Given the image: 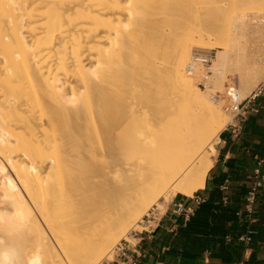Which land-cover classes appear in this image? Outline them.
<instances>
[{"label": "bare ground", "instance_id": "6f19581e", "mask_svg": "<svg viewBox=\"0 0 264 264\" xmlns=\"http://www.w3.org/2000/svg\"><path fill=\"white\" fill-rule=\"evenodd\" d=\"M263 15L264 0H0V264H99L159 198L205 187L232 117L195 55L249 88L261 61L210 45L217 16L241 33Z\"/></svg>", "mask_w": 264, "mask_h": 264}, {"label": "crops", "instance_id": "0c3cea01", "mask_svg": "<svg viewBox=\"0 0 264 264\" xmlns=\"http://www.w3.org/2000/svg\"><path fill=\"white\" fill-rule=\"evenodd\" d=\"M258 166L264 176V87L246 97L243 116L233 117L221 131L205 187L193 195L170 191L161 225L151 238L130 248L137 264H203L207 255L209 264H264V179L255 210L243 211ZM196 196L206 200L186 220L177 205L196 207ZM113 257L102 264H133L126 256Z\"/></svg>", "mask_w": 264, "mask_h": 264}, {"label": "rangeland", "instance_id": "374dc122", "mask_svg": "<svg viewBox=\"0 0 264 264\" xmlns=\"http://www.w3.org/2000/svg\"><path fill=\"white\" fill-rule=\"evenodd\" d=\"M201 9V10H200ZM203 7L199 8V12H203ZM217 16L216 17V21L218 22H223L222 27L221 28V41L220 38L218 37V35H215L214 38L211 41V52L212 54L215 56L218 53H220L221 51H223V45L227 44V48H230V50L232 51V53L234 54V51L238 50V53H242L243 55H246L247 59H258L259 61H261V65L259 67V71L258 74L256 76L255 81L252 83L251 86H249V88H245L244 82H243V77L244 75H241V77L234 72L232 73L231 71L226 73L227 76V80H225L224 82L221 81H216V79L211 78V76H216V73H213V65H214V59L210 57V61L207 63H202L200 62V68L201 70V74L202 76H197L195 81L197 82V84L202 88V89H206V91L211 95H217L218 99L216 100L217 102H221L222 107L225 108L226 104L230 101V97L228 95V91H229V87L231 86H236V90L237 92H235L233 95V99L236 100H242L246 97H249L251 95L254 94V92L257 90L258 86L264 82V31L262 30H257V31H252L250 29H244L241 33L237 31V17H234L230 20H224L223 16L220 17ZM264 17V15H263ZM234 19V20H233ZM264 20V19H263ZM226 23V24H225ZM228 25V26H227ZM243 36V39H241V43L239 44V40L237 41L236 38L237 36ZM224 44H220L219 42H222ZM239 44V45H238ZM242 44V45H241ZM241 45V46H240ZM223 46V47H222ZM222 49H221V48ZM226 48V47H224ZM252 55V56H251ZM202 66V67H201ZM231 72V73H230ZM206 77H209L208 79ZM214 81L215 83H219L218 85H215V83H213L212 81ZM241 79V80H240ZM212 82V83H211ZM221 82V83H220ZM222 85V86H221ZM217 86V87H216ZM214 97V96H213ZM246 101V99L244 100ZM228 108V107H227ZM227 113L230 115L231 120L233 119V112L231 110H226ZM229 111V112H228ZM230 120V121H231ZM229 121V122H230ZM228 122V123H229ZM173 196H171V192H169V196L164 200L163 198H159L158 201L156 203L161 204L164 208L168 205L169 201L171 200ZM152 206V205H151ZM142 219V218H141ZM141 219L138 221L139 223H137V226H134L133 228H142L141 226ZM131 227V229H129L128 233L125 235L126 237L124 238H130L132 242H135L136 240L130 236L129 232L133 229ZM123 239V238H122ZM118 244V243H117ZM117 247V245H116ZM114 247L111 251H110V255L107 258H104L102 260V262H100L99 264H102L103 262H105L106 260H111L112 256L117 254V248ZM113 257V258H114Z\"/></svg>", "mask_w": 264, "mask_h": 264}, {"label": "built area", "instance_id": "2783aa9c", "mask_svg": "<svg viewBox=\"0 0 264 264\" xmlns=\"http://www.w3.org/2000/svg\"><path fill=\"white\" fill-rule=\"evenodd\" d=\"M195 60L200 61L202 63H207L210 61V57L203 56L202 53H197L195 55ZM264 87V83H261L258 86V91ZM236 86L229 87L228 95L230 97V101L226 104L225 107H228L229 110L233 112V117L235 116H243V107H244V99L242 100H236L233 99L234 93L237 92ZM256 91V93L258 92ZM255 93V94H256ZM253 94V95H255ZM214 98L217 100L218 96L213 95ZM256 174L257 177L253 181L252 185L247 190L245 196H244V207L243 211L248 212L249 214L252 213L255 210V204L257 201V192L259 187L262 185L264 176L261 172L260 166L256 168ZM203 199L201 196L195 197V204L200 203V201ZM177 211L180 214H183L185 219H188L191 214L194 213L195 205L189 204L184 205L182 203H179L177 205ZM168 211V205L164 208L159 203H154L152 206L147 210V212L143 215L141 219V226L142 228H133L129 233L130 236H132L136 241L132 242L130 238H123L121 239L117 244V254L126 256L130 262L133 264H137L138 260L134 254H131L130 248L135 247L137 248L138 245L145 239L151 238L157 228L161 225L164 217L166 216V213ZM242 210H239L238 213L240 214ZM246 239H249L250 237H245ZM203 264H209V257L208 255L205 257Z\"/></svg>", "mask_w": 264, "mask_h": 264}, {"label": "trees", "instance_id": "16d2710c", "mask_svg": "<svg viewBox=\"0 0 264 264\" xmlns=\"http://www.w3.org/2000/svg\"><path fill=\"white\" fill-rule=\"evenodd\" d=\"M206 199L205 198H203L201 201H200V203H198V205L195 207V209H194V213L193 214H191L190 215V217L188 218V219H186V220H190L195 214H196V211H197V209L201 206V203H203L204 201H205ZM207 208H208V204H207V206H206ZM180 215H182L183 216V218L185 219V217H184V215L183 214H180ZM158 229V228H157Z\"/></svg>", "mask_w": 264, "mask_h": 264}]
</instances>
